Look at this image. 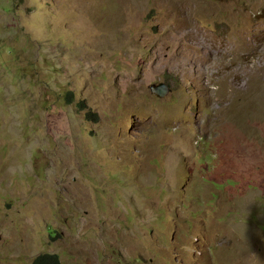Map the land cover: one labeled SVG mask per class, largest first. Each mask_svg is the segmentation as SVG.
<instances>
[{
	"label": "rangeland",
	"instance_id": "1",
	"mask_svg": "<svg viewBox=\"0 0 264 264\" xmlns=\"http://www.w3.org/2000/svg\"><path fill=\"white\" fill-rule=\"evenodd\" d=\"M46 253L264 264V0H0V264Z\"/></svg>",
	"mask_w": 264,
	"mask_h": 264
},
{
	"label": "water",
	"instance_id": "2",
	"mask_svg": "<svg viewBox=\"0 0 264 264\" xmlns=\"http://www.w3.org/2000/svg\"><path fill=\"white\" fill-rule=\"evenodd\" d=\"M151 92L158 97H166L171 92V87L166 82L153 83L150 85Z\"/></svg>",
	"mask_w": 264,
	"mask_h": 264
},
{
	"label": "trees",
	"instance_id": "3",
	"mask_svg": "<svg viewBox=\"0 0 264 264\" xmlns=\"http://www.w3.org/2000/svg\"><path fill=\"white\" fill-rule=\"evenodd\" d=\"M33 264H63L59 255L56 254H41L38 256Z\"/></svg>",
	"mask_w": 264,
	"mask_h": 264
},
{
	"label": "bare ground",
	"instance_id": "4",
	"mask_svg": "<svg viewBox=\"0 0 264 264\" xmlns=\"http://www.w3.org/2000/svg\"><path fill=\"white\" fill-rule=\"evenodd\" d=\"M151 90V89H150ZM153 94V93H152Z\"/></svg>",
	"mask_w": 264,
	"mask_h": 264
}]
</instances>
